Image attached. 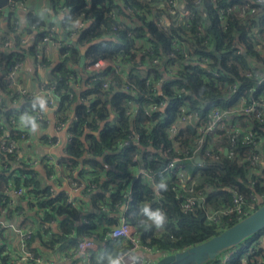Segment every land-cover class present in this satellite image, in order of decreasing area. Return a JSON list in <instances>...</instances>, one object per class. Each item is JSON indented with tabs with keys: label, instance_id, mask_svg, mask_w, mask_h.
<instances>
[{
	"label": "trees",
	"instance_id": "16d2710c",
	"mask_svg": "<svg viewBox=\"0 0 264 264\" xmlns=\"http://www.w3.org/2000/svg\"><path fill=\"white\" fill-rule=\"evenodd\" d=\"M179 1L180 7L192 14L188 27L176 20L178 12L168 11L163 0H49L53 13L60 12L62 19L61 33L56 29L51 37V41L59 46V55L48 81L56 85L59 109L63 110L70 136L64 147L65 154L57 163L66 173L62 178L69 177L84 184L85 188L73 199V204H69L68 193L64 190L56 191L54 196L49 192L48 177L57 173L52 163L37 168L17 160V153L0 151V216L4 214V221H11L10 216L18 217L23 213L25 207L21 201L30 197L28 209H37L34 213L36 221L48 225L52 221L60 222V230L52 233L50 244L68 242L75 246L80 237L107 239L105 233L104 237L95 235V220L98 224L111 225L118 218L110 214H124L139 242L162 256L205 242L235 224L219 229L206 220L203 206H197L193 213L183 214L180 201L171 189L175 184L173 175L161 172L167 162L195 138V131L189 127L179 128L173 136L169 134L170 126L181 110L197 112L205 120L210 109H226L241 92L236 93L228 87L237 81L245 88L254 85L253 80L244 76L251 69L248 58L264 64V57L255 53L247 27L250 24L262 28L264 11L256 16L246 14V0H201L200 6L195 5L196 0ZM221 8L233 10L226 24H222L220 18ZM14 13L9 14L5 33L0 35V46L8 35H12L13 43L11 48L0 50L1 71H7L13 61L24 59V53L31 55L34 51V46L29 51L21 46L20 35L13 33ZM161 18L168 20L167 25H159ZM77 23H83V26L78 28ZM33 26L45 28L29 13L23 31L31 32ZM72 32H75L72 37L75 47L62 40L61 34L70 39ZM44 34L46 32L36 34L34 42L38 43ZM233 38L238 39L239 48L231 46ZM175 40L186 43L196 60L185 61L175 50ZM81 49L85 63L80 68ZM172 52L176 55L174 58ZM60 55L65 56L61 58ZM98 59L123 67L130 89L124 90V82L112 73L111 68L99 73L108 77V88H102L101 79L89 83L86 63ZM208 69L217 72L218 77L208 73ZM5 82V76L1 75L2 89ZM116 90L121 92L114 93ZM147 96L152 101L146 100ZM6 100L3 98L0 102V123L8 129L7 140H20L24 132L12 129L9 118L19 119L29 108L43 106L27 101L19 108H13ZM162 101L166 103L164 107L159 106ZM133 104H138L139 108L134 116H130L127 110ZM147 109L149 115L144 113ZM235 121L241 128L251 126L263 155L264 121L246 120L242 116L234 117L230 123L234 125ZM31 123H25L26 129ZM134 134L138 135L137 140L129 148L120 149V143ZM209 144L215 159L201 151V165L194 160L183 163L201 187H209L204 205L212 209L226 208L231 204L233 193L246 201L254 195L264 202V167L257 170L247 160L255 152L254 148L245 145L240 137L231 151L224 154V149L230 147L229 137L224 133L206 136L203 149ZM137 166L155 174L156 186L161 182L166 184V190L159 191V199L157 189L150 181L136 175ZM91 185L94 190L88 191ZM8 186L25 190L24 197L17 198L13 208L8 206L12 198L5 194ZM86 202L90 205L88 210L82 207ZM123 206L129 207L125 213ZM259 206L256 200L254 210ZM144 207L165 214L162 228H157L148 219L143 213ZM74 222H77L75 235H71ZM25 225L26 220L21 223L22 227ZM48 230L52 228L48 226ZM260 235L264 236V230L206 264H255L258 260L264 264V241ZM122 251L115 250L107 239L103 247L92 252L91 264H105ZM1 252L0 247V264H8Z\"/></svg>",
	"mask_w": 264,
	"mask_h": 264
},
{
	"label": "built area",
	"instance_id": "2783aa9c",
	"mask_svg": "<svg viewBox=\"0 0 264 264\" xmlns=\"http://www.w3.org/2000/svg\"><path fill=\"white\" fill-rule=\"evenodd\" d=\"M26 0H21L18 2L16 0H8L6 9H10L11 12L16 11L21 4ZM163 4L166 5L167 10L170 12H178L176 17L177 21H182L189 26L192 21V14L188 9L180 7L179 0H163ZM202 4L201 0H196L195 5L200 6ZM236 11L239 10L238 6L234 8ZM245 9L246 14H253L256 16L257 13H262L264 11V0H246ZM233 10L230 8H221V21L222 24H226L228 16ZM264 14V13H263ZM3 20V9H0V24ZM167 19L161 18L159 20V25H167ZM13 33L20 35L21 46L25 47L27 50L34 46V51H31V55L24 53L25 57L22 60H16L9 64L7 71H1V75L5 76V85L3 89L0 83V102L3 98L10 102L11 107L19 108L24 105L25 102H38L41 103L43 107H31L24 114L21 115L19 119L14 117L9 118V123L12 129H21L23 135L20 140H7L8 129L0 123V151L3 152H14L18 154L17 160L27 162L30 166L45 165L47 163H52L56 170L61 169L57 161L59 158L53 157L48 154L43 160L28 157L25 155L22 143L29 140L31 137L35 136L39 141L51 151L61 149L65 153L64 147L70 136L67 133L68 125L66 123L65 117L63 116V110L59 109L58 104V92L55 84L49 83V81L42 79L40 72L46 69L47 57L51 49H56L58 51V45L56 42L51 41V37L56 31V27L48 26L40 29H36L34 26L31 28V32L21 30L18 21H13ZM78 28L83 26V23H77ZM249 31L248 36L251 38L253 43V49L259 57H264V26L259 28L257 25H250L247 27ZM46 32V34L41 35L40 41L38 43L34 42V36L39 33ZM0 35L2 33L0 32ZM75 36V32L71 34L72 37ZM237 38H233L231 41V46L240 47ZM35 43V44H34ZM174 46L179 53H181L183 59L196 60V56L191 55L188 50V46L184 42L178 40L174 41ZM13 46L12 35L5 37L4 42L0 46L1 51H5ZM29 51V50H28ZM65 55H60L63 58ZM176 55L174 52L171 53V57L174 58ZM26 60H30L35 73L32 78L36 79L35 88L31 89L23 80L22 75L23 68L25 66ZM251 69L245 73V78L253 80L254 85L250 88H245L242 84L237 81L232 87H228L229 90H234L236 93L240 92L237 98L228 105L226 109L212 108L210 109L208 117L204 120L201 119L197 112L189 110H181L177 115L175 122L169 128V134L171 136L175 135L179 128L189 127L195 131V138L189 146L183 147L179 150L177 156L170 159L166 166L162 170L161 174L170 175L172 174L175 179V184L172 186V190L175 191L177 198L180 201V211L183 214L193 213L196 207L203 206L205 208V218L209 223L214 224L219 229L225 228L233 223H236L248 216L255 209V202L259 198L254 195L250 196V201H246L242 196L233 193L231 197V204L226 208L212 209L208 205H204L205 192L209 189L207 186H200L196 178H192L188 171L184 168V162L195 161V158L199 156L202 151L206 156L210 158H216L212 150V145L209 144L206 149H203L206 136H211L217 133H224L229 137L230 147H227V154L231 151V147L240 139L245 145L252 146L254 148V153L247 157V160L252 164L255 169H262L264 167V154L261 153V144H257L254 136V132L251 126L245 125L241 128L239 123L233 125L230 123L234 117H245L246 120L252 118L258 121H264V64H262L258 59L248 58ZM156 62V59L153 60ZM206 63V59H203ZM107 68L112 69V73L120 77L124 82V90H129V82L124 74V68L114 64L112 61H107L104 59H98L95 62H88L85 66V74L90 77L89 83L95 80H102V88L106 89L109 86V79L107 76H100L99 73L106 70ZM33 70V71H34ZM213 76L218 77L217 72H211L209 69L206 70ZM174 73V71H172ZM149 81H147V84ZM244 93V94H243ZM236 95V94H235ZM71 96V95H70ZM146 100L152 101L151 97H145ZM166 103L164 101L159 102V106L164 107ZM139 108L138 104H133L127 110V114L134 116ZM46 109H51L50 113L46 112ZM53 112V113H52ZM52 113V115H51ZM145 115H149L150 110L144 111ZM249 117V119H247ZM0 119H2L0 117ZM27 121H32L29 127L26 129L25 123ZM33 123L35 124V129H33ZM44 124V127L41 125ZM248 124V123H247ZM43 126V125H42ZM50 129V131H49ZM49 131V132H48ZM38 135V136H37ZM138 135H130L129 138L123 140L119 148H129L136 140ZM4 143V144H3ZM224 149V150H225ZM260 149V150H258ZM200 157V156H199ZM137 157L134 158L136 160ZM197 164V163H196ZM202 164V160H201ZM197 164V165H201ZM136 175L148 179L153 187L156 188L155 184V174L146 170L142 166H137ZM67 184L69 185L70 193H80L84 188V184H78L76 181L69 177H65ZM57 180V173H52L48 177L50 186V194L54 196L56 194V188L53 186ZM53 184V185H52ZM94 190V185L88 188V191ZM25 190L22 187L8 186L5 188V194L9 195L12 199L8 202V206L13 208L16 206L15 200L20 197H24ZM70 193H68L67 203L73 204V199ZM160 193L157 194V199L160 198ZM75 205V204H74ZM128 206L124 207V213L128 209ZM4 215V214H2ZM7 222V224H5ZM52 223V222H51ZM77 222L73 223V228L71 230V235H75V228ZM48 224H40V229L42 231L48 229ZM7 228L18 234L19 244H20V254L19 260L23 262H33L37 263L36 259L28 248V243L32 236L34 235L33 229H22L16 225L15 222L4 221L0 219V228ZM109 239L114 242L119 240H126L127 247L117 256L109 259L105 264H152L151 260L145 259L144 253H151L152 249L143 245L134 235L133 227L126 221L124 214L121 215L120 223L117 227L111 230L109 233ZM96 237H80L76 241L74 248L75 255L79 257L85 264L91 263L92 252L97 247L95 243ZM264 241V236L261 239ZM98 241V240H97ZM14 257H16L14 255ZM262 260H258L255 264H261Z\"/></svg>",
	"mask_w": 264,
	"mask_h": 264
},
{
	"label": "crops",
	"instance_id": "0c3cea01",
	"mask_svg": "<svg viewBox=\"0 0 264 264\" xmlns=\"http://www.w3.org/2000/svg\"><path fill=\"white\" fill-rule=\"evenodd\" d=\"M33 15L34 17L38 18L45 27L48 26H55L57 31L61 33L60 30V22L62 19V14L60 12L58 14H54L50 5L49 0H26L24 4H21V7H19L14 15H15V21H18L21 27V30L25 28V24L27 21V16ZM0 24V32L5 33L6 30V23H4V20H2ZM62 35V34H61ZM63 40V36H62ZM73 40V39H72ZM64 41V40H63ZM74 41V40H73ZM67 43V42H66ZM68 44V43H67ZM81 49L80 51H82ZM82 55V53H81ZM58 60V53L56 49H51L48 53L47 57V65L46 69L41 71L39 74L42 79L49 80L51 76V69L54 66V64ZM80 64V63H79ZM33 67L30 60H26L25 66L23 68L22 75L24 76L23 80L31 89L35 88V83L33 82L34 78L33 75L35 73V70L33 71ZM53 113V112H52ZM51 113V115H52ZM50 131V129H49ZM48 131V132H49ZM38 136V135H37ZM23 149L25 151L26 156H30L32 158L43 160L44 157L48 154H51L55 158H59L63 156L65 153L61 149H57L55 151L49 150L47 147H45L39 139H37L35 136L31 137L29 140H26L22 143ZM37 168H40L37 166ZM65 171H63V168L57 170V177H59V182L56 180L55 184L53 185L57 192L59 190H64L66 193H70L69 185L67 184L66 178H62V176H65ZM44 175V173L42 174ZM91 176V174L87 175ZM92 178V177H91ZM46 182V181H45ZM48 181V185H50ZM71 198L75 199L79 197V193L71 194ZM25 199L21 201V204L25 207L24 212L17 216H10L12 220L10 222H15L16 225L22 229H33L35 236L31 238L30 245H29V251L31 254L38 259L37 263L33 262H23L20 259V244H19V236L18 234L14 233L10 229L7 228H0V247L2 248V256L7 258L8 264H85L84 261H82L79 257L75 255L74 248L75 246L71 245L68 242H57L54 244H50V237L52 236V233H58L60 230V222L58 221H52V223L49 224V227L52 228L51 231L44 230L42 231L40 229V223L36 221L35 212H38L35 207H31V209H28V203L30 197H26ZM16 202V200H15ZM86 210L90 209V205L86 202L82 206ZM124 210V206L122 208ZM19 212V211H18ZM41 213L39 212V215ZM111 216L115 215L118 219L115 220V223L111 225L107 224H98L97 219L95 220V223H97V227L95 229V235L103 236L104 233L106 234V238L109 239V233L112 229L117 227L120 223L121 215L117 213L110 214ZM4 215L1 214L0 219L5 220ZM14 219V220H13ZM26 220V225L24 227L21 226V223ZM7 221V220H6ZM47 231V232H45ZM39 237H38V235ZM101 237V239L103 238ZM103 239V241H98L101 243V245H97L94 251H98L99 247H103L106 244V240ZM110 240V239H109ZM111 241V240H110ZM113 243V247L115 250L122 251L127 247V241L126 240H119L118 242L111 241ZM14 255L16 257H14ZM145 259L151 260L152 264H154L160 257H162L161 254L156 253L152 250L151 253H144L143 255ZM91 264V263H90Z\"/></svg>",
	"mask_w": 264,
	"mask_h": 264
},
{
	"label": "water",
	"instance_id": "95a60500",
	"mask_svg": "<svg viewBox=\"0 0 264 264\" xmlns=\"http://www.w3.org/2000/svg\"><path fill=\"white\" fill-rule=\"evenodd\" d=\"M7 3L8 0H0V9H3L4 23L8 22L9 14L11 13L10 9H6ZM62 36L65 42L73 47L76 46L75 41L67 38L65 34H62ZM81 53L80 68L85 63L83 57L84 50H82ZM117 92L121 91H114V93ZM46 112L50 113L51 109H46ZM224 154H227V149L224 150ZM195 162L201 164V158L197 156ZM258 203L260 206L256 210L225 229L220 234L184 251L162 256L154 264H206L227 251L239 246L247 239L264 230V202L259 199ZM5 224H7V222H5ZM95 243L99 246L101 245L97 240H95Z\"/></svg>",
	"mask_w": 264,
	"mask_h": 264
},
{
	"label": "clouds",
	"instance_id": "9594fccd",
	"mask_svg": "<svg viewBox=\"0 0 264 264\" xmlns=\"http://www.w3.org/2000/svg\"><path fill=\"white\" fill-rule=\"evenodd\" d=\"M33 129H35V124L33 123ZM167 186L163 182L156 186L157 194L160 190H166ZM143 213L151 220L157 228H162L166 221L165 214L160 211H151L148 207L143 208Z\"/></svg>",
	"mask_w": 264,
	"mask_h": 264
},
{
	"label": "rangeland",
	"instance_id": "374dc122",
	"mask_svg": "<svg viewBox=\"0 0 264 264\" xmlns=\"http://www.w3.org/2000/svg\"><path fill=\"white\" fill-rule=\"evenodd\" d=\"M36 81H37L36 79L33 80L34 83H35ZM227 228H229V227H227ZM227 228H225V229H227ZM225 229H223L222 231H224ZM259 238L262 239V238H263V235H262V236L260 235ZM225 255H227L226 257L228 258V254H225ZM221 260H222V258L220 259V261H221ZM225 264H230V263L228 262V263H225Z\"/></svg>",
	"mask_w": 264,
	"mask_h": 264
}]
</instances>
